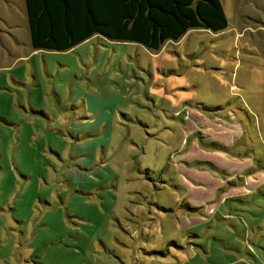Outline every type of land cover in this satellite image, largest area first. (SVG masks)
<instances>
[{
	"label": "rangeland",
	"instance_id": "1",
	"mask_svg": "<svg viewBox=\"0 0 264 264\" xmlns=\"http://www.w3.org/2000/svg\"><path fill=\"white\" fill-rule=\"evenodd\" d=\"M220 1L219 33L57 52L0 0V264H264V0Z\"/></svg>",
	"mask_w": 264,
	"mask_h": 264
},
{
	"label": "trees",
	"instance_id": "2",
	"mask_svg": "<svg viewBox=\"0 0 264 264\" xmlns=\"http://www.w3.org/2000/svg\"><path fill=\"white\" fill-rule=\"evenodd\" d=\"M34 50L68 51L93 36L158 50L193 29L228 26L220 0H24Z\"/></svg>",
	"mask_w": 264,
	"mask_h": 264
},
{
	"label": "crops",
	"instance_id": "3",
	"mask_svg": "<svg viewBox=\"0 0 264 264\" xmlns=\"http://www.w3.org/2000/svg\"><path fill=\"white\" fill-rule=\"evenodd\" d=\"M33 49V48H32ZM34 50V49H33ZM36 51V50H35ZM220 122V121H219ZM101 125H103V127L106 129V123H101ZM219 129H221V127L219 128ZM186 159V158H185ZM190 160V158H187V160ZM188 160V161H189ZM199 160V159H198ZM194 162H195V160L194 161H192L191 162V164H194ZM179 172L181 173V176L183 177V181L187 184V182L190 180V177L188 176V174H187V172L186 171H192V170H187V169H184V170H181L182 169V167L181 166H179ZM183 174H186L188 177H185ZM192 181H194L193 179H192ZM195 182V181H194Z\"/></svg>",
	"mask_w": 264,
	"mask_h": 264
}]
</instances>
